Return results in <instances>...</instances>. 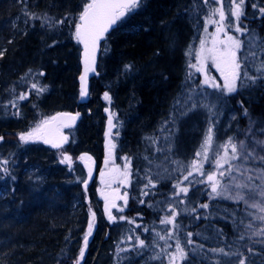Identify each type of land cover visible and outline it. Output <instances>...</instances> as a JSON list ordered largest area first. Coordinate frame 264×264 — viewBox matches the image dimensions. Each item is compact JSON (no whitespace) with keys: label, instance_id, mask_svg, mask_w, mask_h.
<instances>
[{"label":"trees","instance_id":"trees-1","mask_svg":"<svg viewBox=\"0 0 264 264\" xmlns=\"http://www.w3.org/2000/svg\"><path fill=\"white\" fill-rule=\"evenodd\" d=\"M24 1L18 8L14 1L0 4V49L6 52L0 58V111H3L6 117L0 124V137L10 141L14 139L16 144H18L15 140L16 136L21 132H29L35 119L43 124L58 112H76L79 108L77 102L80 96L77 80L80 70V51L73 33L74 25L78 22L79 14L86 2V0H40L38 3L40 6L34 7L31 0ZM252 4H256L257 7L253 9ZM184 6L189 9V14L183 23L176 24L174 16ZM215 6L213 4V7ZM246 6L244 9L246 18L243 17L242 21L248 22L249 25L246 26L249 33H254L259 43L264 40L262 33L264 16L259 13V8L264 7V0H247ZM25 10L36 16L45 15L49 18L48 23H42L37 28L46 26L51 32H55L57 34L56 43L50 46L48 41L41 42L37 34L34 37L16 35L10 44L7 43L11 35L9 31L13 17L20 13L23 17L30 19L24 15ZM208 10L203 0H144L143 6L137 12L119 20V26L133 22L136 32L132 31L131 34L123 35V32L118 31L120 29L114 30L103 44L98 74L89 83L91 99L80 107L89 109L92 115L84 118L82 116L76 128L71 129V142L67 150L74 156L84 153L92 158L90 161L95 166L94 179L85 193L82 186L85 178L83 168L76 165L71 167V170H67L64 166H60L58 169L65 175L60 180L64 181L53 182L50 185L51 178H49L39 182L37 189L33 192L36 204L41 202L50 209L51 207L58 209V212L53 213L49 211L50 209L41 207L40 209L30 208L27 211L23 206L24 201L18 202V197L15 196L21 194L18 189L22 185L21 177L14 174L12 171L14 166L9 161L8 173L0 172V177H2L0 178V195L6 189L17 190V192L13 195V200L8 194L2 199L4 205L0 208L2 212L0 214V245L3 244L4 247L0 249V264H72L70 258L78 255L80 244L78 239L83 237L87 231V223L90 219L89 206L85 204V195L89 197L90 207L97 214L98 224L94 242L90 244L84 264L93 255L92 252L97 243L109 244V241L105 242L104 238L100 237V229L113 232L112 228L119 224L124 226L126 229L124 233L127 236L135 238L138 234L140 239L145 240L149 246L139 252L131 250L127 259H122V251L114 252L112 264H163L162 261L165 263L166 256H162L161 259L152 257L161 251L159 246H165V241L159 240L156 233L165 235L169 231H173L174 234L172 239L167 240V244L172 245L167 251L175 250L173 246H175L178 234L182 247L188 253V258L182 264H235L241 258L214 254L210 251L212 248L221 247L229 253L239 250L244 257H247L246 264H264V243L257 242L264 240V237L251 235L252 231L257 228L247 227L250 220L244 219L241 215L240 205L228 202L227 199L221 197L211 199L208 195L211 189L207 185L206 176H200L194 170L193 176L189 177V181H192L190 191L195 187H200L195 209L183 214L176 210L178 233L173 230L172 225L160 223L168 210L163 213L159 206L174 197L173 184L179 180L183 181L182 186H185V183L189 181H184L183 176L187 174L191 161L202 160L201 157L195 155L196 150H194V142L199 136L195 135L193 142L188 145V136H184L183 131L179 130V124L176 125L174 138L167 141L172 131L174 132V120L179 117V113L174 111V105L177 100L184 103L189 95L192 97L190 102L210 92L222 95L218 89L201 87L199 78L202 75L197 73L193 80L191 68L188 67L189 60L194 63V52L199 48V41L196 38L205 36L201 30L200 17ZM192 13L194 15L190 17ZM65 17H67L65 19L67 25L58 26L56 21ZM150 17L152 20H149ZM194 17L197 22H194ZM145 27L149 29V32L144 33ZM63 29H66L64 34ZM63 42H67L71 53L64 51ZM190 45L193 49L192 57L186 56V50ZM111 51L113 55L110 58ZM257 52L258 55L251 65L253 69L261 60H264V55L260 54L259 49ZM33 61L46 64L43 76L39 75L40 72L36 70H31V72L25 70L19 74L14 72L20 70L23 63ZM125 65H131V68L126 69ZM181 72L185 74V80ZM206 72L212 79H218L219 85H223L224 81L220 78V73L210 62L206 65ZM189 73H191L190 78ZM123 78L128 79V82L122 84ZM10 80L11 84H18L19 93L3 88L4 84H7L5 82ZM50 82L54 86L53 92L49 85ZM244 82H246L244 87L239 88L236 93L222 95L224 97L221 99H224L228 107L238 114L237 121L240 127L246 121H250L254 125L255 132L264 136V82L257 81L251 87L246 86L248 81ZM34 83L44 88V91L38 92L32 88ZM189 86L194 90L190 92ZM49 91L52 92L50 95ZM105 92L111 97L110 102L104 99ZM21 93H25L27 99L20 100L18 97ZM35 100H43L45 104L52 105L53 112L45 117L37 115L30 109V105ZM13 101L15 107L12 106ZM126 106L133 108L132 111L128 110V121L133 131L130 138L139 133L137 139L127 138L124 128H121L118 123L121 120V108L125 109ZM221 109L220 104L218 111ZM245 109L248 112L247 116L244 115ZM110 114H112L113 124L119 126L114 127L112 131L110 139L116 144V148L113 150L112 157L108 158L106 143L109 138L105 136V133L108 131ZM217 118V115L210 117L215 123ZM166 121L169 122L166 124ZM215 123L214 131L220 129ZM139 136L142 138L141 141L150 143L152 155L147 160L129 154L127 147H124V143L128 140L127 143L132 149L137 150L134 143L139 141ZM80 141L84 142L85 147H79ZM202 142L203 140H200V144ZM26 146L20 145V149H25ZM30 146L40 147V151L56 157L51 147H46L39 141ZM221 150L219 147L212 149L209 161L204 162L205 172L215 170L216 153H221ZM6 155L7 159L14 160L16 153L7 151ZM29 157H32V154ZM124 157L131 160L129 184L122 182L121 172L126 163ZM106 158H108L107 164L105 163ZM20 161L24 160L20 158ZM2 163L0 162V166ZM147 177H151L155 183L154 188L144 187L148 183ZM201 180L205 183H199ZM145 191L149 192V195H143ZM102 192L109 197V200L125 192L128 193L127 206H124L123 200L116 199L117 207L112 208L111 212L117 218L125 216L133 220L132 227L135 232L133 228L128 227L130 224L127 220H118L115 223L108 220L104 210L105 200L101 195ZM141 200L144 203H140ZM205 203L209 205L207 209L201 207ZM74 206L75 210L67 213ZM121 207H124L122 212L118 210ZM66 215L69 216V221L64 224L71 227L77 224L79 228L71 235L69 231H66L68 239L61 243L67 236L55 240L58 235L55 229L59 223L64 222ZM17 219L18 221L15 222ZM145 228L148 229L147 232L144 231ZM188 232L192 233L190 237L192 244L186 243L189 239ZM242 234L244 239H240ZM110 235L107 239H110ZM249 248L253 250L251 253L248 251ZM119 254L121 256L117 259Z\"/></svg>","mask_w":264,"mask_h":264},{"label":"snow or ice","instance_id":"snow-or-ice-1","mask_svg":"<svg viewBox=\"0 0 264 264\" xmlns=\"http://www.w3.org/2000/svg\"><path fill=\"white\" fill-rule=\"evenodd\" d=\"M247 0H203V4L208 7L209 11L205 14V23L202 26L203 32L207 33L206 36L197 37L199 41V48L195 50L194 56L196 63L193 64L189 60L188 67L194 68L196 72H203L205 74L204 84L221 91L222 95H231L238 91L240 86H244V81L249 83L246 85L248 87L254 86L257 81L264 82V60L255 66L256 74H249L248 66L257 55V49L260 50V54L264 55V40L257 42L254 33H249V29L246 25H242V17L246 18L245 4ZM144 0H86L83 5V9L79 14V22L74 25L73 37L77 44L83 45V74L80 75V87L79 96L81 99L88 97V75L90 72H96V54L100 47V41L105 38V33L117 23V21L128 16L129 14H134L137 10L142 7ZM213 4L219 5L218 7H213ZM253 8H256V4H252ZM199 8V5H197ZM259 13L264 16V7L259 8ZM24 15L28 16L30 19H40V17L35 14L28 13L24 11ZM218 16V19L214 17ZM64 19L56 21V23L63 24ZM215 25V32L208 33L207 25ZM239 33L240 36H246V41L241 40L240 36L231 34ZM4 52H0V58H2ZM186 56H193V49L190 45L186 50ZM211 63L216 70L220 73V78L223 79V87L217 84L214 79H210L206 72V65ZM126 69H130L131 65H125ZM31 72V70H29ZM39 75L43 76L44 73L40 72ZM189 78L191 73L188 74ZM23 79V78H22ZM238 82H240L238 84ZM32 88L36 89L38 92L44 91V88L38 87L37 84H33ZM190 92L194 89L189 86ZM20 100L27 99L25 93H21L18 97ZM104 99L106 101H111V97L107 92L104 93ZM191 95L188 96V100H191ZM219 100V97L217 98ZM12 106L15 107V102H12ZM243 107V105H241ZM198 107L205 108L208 110L210 115L211 110L215 105L200 104L197 101H193L191 104L182 103L177 100L174 105V111L178 112L180 116H187L188 113L194 111ZM108 111V109H105ZM71 115L69 113H59L57 116L52 117V121H59V124L55 131L58 133L60 127H72L79 116ZM244 115L247 116V109L244 110ZM175 119V117H173ZM235 119V117H233ZM169 121H166L167 124ZM214 121L209 120V126L207 132L204 136L203 143L200 145V150L195 153L197 157H202L201 161L193 160L191 161L189 170L186 175L183 176L184 181H189V177L193 176V170L196 174L200 176H206V182L211 191L208 193L211 199L221 197L224 199H231L236 203L243 202L247 208L256 210L259 215H255L253 212H249L248 215L252 217L253 220H258L261 222V226L256 230L252 231L251 235L256 237H264V139L253 138L251 144L246 143L245 140H240L237 142L233 141L232 137L228 138L226 144L220 145L223 148V155L221 156L219 152L216 153L214 160L215 170L205 172L204 162L209 161V150L212 147L213 140L215 137L214 133ZM49 121H44L43 125H38L32 131L27 133L19 134V140L23 144L36 143L42 141L45 144H50L53 148L62 147L63 143L68 140L67 136L62 134L59 135V139H51L53 135V129L48 128ZM114 127L112 114L108 117V131L105 136L109 139L106 143V148L108 149V158L113 155V150L116 148V144L110 139L112 134V129ZM252 129L249 128V133ZM3 137H0V141ZM155 143V141H153ZM108 158H106L105 163L107 164ZM81 160H91L90 156H81ZM126 163L124 165V170L121 172L123 177V183H130V166L131 160L128 157L123 158ZM61 163H67L70 166L72 158L68 155H64ZM7 164V161H3ZM5 173H8L7 168L0 169ZM119 171V170H118ZM103 175V173H102ZM92 170L89 169L88 177L91 179ZM2 178V177H0ZM15 179V177H12ZM148 183L144 185L145 188L149 186L155 187L151 177H147ZM192 181H189L191 184ZM199 183H205L204 180L199 181ZM183 181H177L173 184L175 192L174 197H179L183 194L187 197L189 192L188 186H182ZM85 193L88 188V181H83ZM143 195H149V192L145 191ZM105 200V213L107 214L108 220L110 222H117L127 220L129 224L134 223L133 220L128 219L125 216L116 217L112 214L111 209L116 208V199H121L124 201V206L128 203V193L125 192L123 195L114 197L109 200V197L104 195ZM144 203L143 200L139 201ZM183 203L184 200L179 201ZM208 204H202L201 207L207 209ZM119 211H124V207L118 209ZM89 213L91 218L87 223V231L83 235L82 247L78 251V255L71 257L72 264H82L85 259V252L89 245V238L93 234V229L95 227L96 213L92 211L89 207ZM168 216H165L160 220L161 224L172 225L173 230L178 233L179 225L176 223V216L178 215L174 206L168 208ZM139 227V225H137ZM248 228H252L253 224L249 222ZM145 232L148 231L147 228L144 229ZM174 232L169 231L165 235H160L156 233L159 240L165 241V246H159L161 251L156 253L152 258L161 259L162 256H166L168 264H182L184 260L188 258V253L184 247H182L180 242V237L176 235L175 252H168L167 249L171 248V244H167V240L172 239ZM189 239H187V244H192L193 241L190 239L192 236L191 232L187 233ZM129 241L133 238L128 237ZM240 239H244L243 234ZM259 243H264V240L257 241ZM149 245L146 241L140 239L137 235L135 237V243L133 244V249H120V251H130L136 249H144ZM157 246V245H154ZM202 247V245L200 246ZM210 251L214 254H222L224 256H238L235 264H246L247 257L243 256L239 250L236 252H226L224 248H212ZM251 253L253 250L248 249Z\"/></svg>","mask_w":264,"mask_h":264},{"label":"bare ground","instance_id":"bare-ground-1","mask_svg":"<svg viewBox=\"0 0 264 264\" xmlns=\"http://www.w3.org/2000/svg\"><path fill=\"white\" fill-rule=\"evenodd\" d=\"M9 1H11V2L14 1L16 8H18L19 5H22L25 2L24 0H0V4L8 3ZM39 2H40V0H31V3L33 4L34 7L40 6V4H38ZM188 14H189V9L184 6V8L181 11L177 12V15L174 16V22L176 24L177 23L178 24L183 23L185 20V17H187ZM38 17H40V19H27V18L23 17V15H21L20 13H17L13 17V22L11 24L10 31H9L11 33V35H10L7 43L10 44L11 41H13L15 39L16 35H20V34L23 36L25 35L26 37H31V36L34 37L35 34H37V36L40 38L41 42L48 41L50 46L52 44H54V42L56 43L57 41H55V40H57V38H56L57 34L55 32H51V30H49V28L46 26H42V28H37L42 23H48L47 20H49V18H47L45 15L38 16ZM149 20H152L151 17L149 18ZM133 24L134 23L132 22L131 24H128V25H121V26L116 25L115 26L116 28H114L113 31L120 29L118 31H120V33L123 32V35L124 34H131L132 31L136 32ZM57 25L58 26L59 25L60 26L67 25V21L65 20V22L63 24L58 23ZM135 27H137V26H135ZM65 30L66 29L62 30L63 34H64ZM113 31H111V32H113ZM27 32H28V34H27ZM111 32H110V34H111ZM147 32H149V29L147 30V28L145 27L144 33H147ZM110 34L108 35V37L110 36ZM62 48L65 49L64 50L65 52L71 53V48L67 45V42L62 43ZM0 52H4V55L6 54V52L3 51L2 48L0 49ZM111 55H113V51L110 52V55H109L110 58H111ZM45 66H46V64H43L42 62H34L33 61V62H29V63H23L21 69L16 70L14 72H16V74H19L25 70H36V71L44 73V71H46L44 69ZM79 76H80V73H79ZM79 76H78V79H79ZM179 76H180V74H179ZM181 76L185 80V74L181 72ZM94 77H92V78H94ZM92 78H90V80ZM90 80H89L88 84L90 83ZM127 80L128 79L123 78L121 83L122 84L127 83L128 82ZM5 83H7V84H4L3 88H5L6 90L10 89L11 91L15 90V92L19 93V86L17 83L11 84V80L9 82H5ZM78 84L79 83L77 80V85ZM49 85L51 86V91L53 92L54 86H52L51 82L49 83ZM78 86L80 87V85H78ZM51 91L48 92L49 95L52 93ZM88 96H89V98H88L87 102L91 99L90 84H89V95ZM80 99L81 98L79 97V100L77 102L78 103L77 105L79 108L83 107V105L85 103H87V102H83ZM79 108L76 112H72V111H69V112H71L72 114L79 113L80 114L79 115V119H80L79 123H80L82 116H83V118L88 117V116L91 117L92 111L90 112V110L87 108H80V109ZM134 108H136V106H134ZM30 109H31V111L35 112L37 115H40L43 117H45L46 115H49L51 112H53L52 105L45 104L43 102V100H35V102L30 105ZM132 109L133 108L130 106H126L125 109L121 108V112H122V114L120 116L121 120L118 123H120L121 128H124L125 135L127 138L137 139V136L139 135V133L137 136H133L130 138V135L133 134V131L130 128L131 124L128 121L129 120L128 115H129V111H132ZM58 113H60V112H58ZM5 119H6V117L4 115V112L0 111V124H2L3 123L2 121H4ZM118 126H119L118 124L114 125V127H116V128H118ZM114 127H113L112 131L114 130ZM70 133H71V131L67 135H65L68 137V140H67L68 145L67 146L59 148V149H54L53 147H51V145L48 146L54 150V152L56 153V157L51 156L50 153L40 151V147L30 146V145H32V143L23 144L19 140V135L16 136L17 139H15V140L20 145H24V146L27 145L25 149H20V145L14 143V139H11V141L7 138L3 139L2 142H6V144H7V147L5 146L7 151H10L12 153H16L15 158L18 157V159H15V158H14V160H12V158L7 159L6 158L7 157V155H6L7 151L3 150L2 155H0V162H3L5 160V161H7V164L2 163V165L0 166V169H3V168L8 169L10 167V165H9L10 164L9 161H10L12 163L11 165L14 166V169L12 170L14 172V174L20 175V177H21L20 180H21L22 185L19 186L18 189L22 195L19 194V196H17V195H15V196L18 197V199H17L18 202L24 201L23 206L26 208L27 211L30 208L40 209V207L46 208L47 210L50 209L49 206H45L44 204H41V202L36 204V201L33 199V196H34L33 192L35 191V189H37L36 186L39 184V182L45 181L49 178H51L50 185H52L53 182L64 181V180H60V179H63L65 177V175H63V173L58 169V167H60V166L61 167L64 166L65 168H67V170L70 169L69 164L60 162L63 159L64 155H68L72 158L71 164L80 165V166L82 165V163H81L82 160L80 159V157L81 156H88L87 154H84V153L77 155V156H74L73 154H71L67 151L68 147L70 145V142H71L70 141ZM174 136H175V133L172 131V133L169 135V138L167 139V141H170L171 139H173ZM187 136H188V140H190L191 135H187ZM194 137H195V135L192 136L193 140H194ZM138 139H139V141L137 140V142L134 143V146L137 148V150L139 149L138 151L135 149H132L131 145H129L127 143L128 140L126 141V143H124V147H127L126 150L129 154H132L134 156H139V157H142L143 160H145V159L147 160L149 158V156L152 155V151L150 149V143L147 144L146 142L141 141L142 138L140 136L138 137ZM79 147L80 148L85 147V144L83 141L79 142ZM30 154H32V157H29ZM20 158H22L24 161H20ZM83 161L88 162L90 160L85 159ZM1 171L2 170H0V172ZM83 188H84V186H83ZM16 192H17V190L10 189V191H9L8 189H6L5 192L0 195V208L4 205V201L2 199L5 198V195L8 194L10 196V198H12V200H13V195L16 194ZM19 208H21V206H19ZM73 210H75V206L73 208H70V210L67 213H69V212L72 213ZM33 211H35V210H33ZM49 211H51L53 213H57L58 209L51 207V209ZM92 211L95 212L93 209H92ZM1 213L2 212L0 210V214ZM66 216H67V218L64 219V222L59 223L57 225V228L55 229V231L58 233L55 240H59V239H62L64 236H67L68 234L66 233V231H69L70 232L69 235H71L72 233H74V231L76 232V230L79 228V227H77V224H75L73 227L64 224V223H68V221H69L68 220L69 216L68 215H66ZM17 221H18V219L15 220V222H17ZM41 221L43 223V220H41ZM100 230H101L100 231V237L104 238V241L107 240L108 235H110V232H112V231L108 230V229H103V228ZM67 239H68V236L66 238H64L61 241V243L64 240L67 241ZM82 240H83V237L78 239V241L81 242V244H82ZM93 240H94V236L91 238L90 242L93 243L94 242ZM79 242H77V243H79ZM105 242H107V241H105ZM3 247H4V245L1 244L0 249L1 248L3 249ZM94 249H96L95 254L96 255L98 254V256L96 258H91L92 257L91 256L90 259H88V263L90 262L89 264H112L113 253L116 252V250H114L110 244L105 245V244L99 242L95 245ZM87 256H86V258H87ZM85 261H86V259H85ZM85 261L83 262V264L85 263ZM88 263L86 262V264H88Z\"/></svg>","mask_w":264,"mask_h":264},{"label":"rangeland","instance_id":"rangeland-1","mask_svg":"<svg viewBox=\"0 0 264 264\" xmlns=\"http://www.w3.org/2000/svg\"><path fill=\"white\" fill-rule=\"evenodd\" d=\"M225 3H227V0H225ZM215 7H218V6L216 5ZM205 14L200 17L201 18L200 23H201L202 26L205 23V19H206ZM193 15L194 14L192 13L190 15V17H193ZM126 17L122 18V20L125 19ZM214 19H218V16L214 17ZM241 19H244V18L242 17ZM194 22H197V19H195V17H194ZM198 22H199V20H198ZM242 25H249V24H248L247 21H244V22L242 21ZM207 27H208V33L215 32V25L209 24V25H207ZM209 28H211V29H209ZM201 30L203 31V27H202ZM229 30H230L231 34H237L238 36H240L239 33H232L231 29H229ZM262 33L264 34V30H262ZM203 35L206 36L207 33L203 32ZM246 36L243 37V38L240 36V39L246 41ZM254 59H252L251 63L248 66L247 70H248L249 74H256L254 72L255 69H253V66H251L253 64V62H254ZM195 63H196V60L194 61L193 64H195ZM190 71H191V73L193 75V80H195V77H196L198 72H196L194 68H191ZM202 73L203 72H199L198 73V74L202 75L199 78V80H200L199 85L201 87H210V86H207V85H205L203 83L204 79H205V74H202ZM208 77L210 79H212L210 75H208ZM214 80L218 84V79H214ZM239 83L240 82H238V84ZM245 83L246 82H244V85H245ZM221 87H223V85ZM242 87H244V86H240L239 88L241 89ZM210 88L214 89L213 87H210ZM218 97H219V100L217 99ZM222 97H224V96H222L220 94L217 95L215 93L213 94V93L210 92V93H208V95L205 94L203 97H197L196 99L194 98L192 100V102L193 101H197L200 104L215 105V107H213L212 110H211V112H212L211 115H210V113L208 112L207 109L198 107L194 111L188 113L187 116H180L179 115L178 119L174 120L175 121L174 133L176 132V129H177L176 125L179 124L180 125V129L179 130L183 131L185 136L191 135V139L188 140V145L191 143V141L193 142V138H192L193 135H198L199 136V138H196V142H194V147H195L194 150H196V152L200 150V145L203 143L202 142L200 144V140H204V136H205V134L207 132V129H208V126H209L210 117L211 116L216 117V115H217L218 118H217V122L215 124H216V126L220 127V129L214 131L215 137H214V140H213L212 147L209 150V154H210V152L212 151L213 148H215V149H216V147L221 148L220 145L226 144L228 142V138L229 137H232L234 142H237V141H240V140H245V142L249 143V144L252 143L253 138L264 139V136H262V135L260 136L258 133L255 132L254 125L252 124V122H250V121L247 122L246 121L245 124L242 127H240L239 123L237 121V115L238 114L236 112H233L228 107L227 102L224 101V99H221ZM190 101L191 100H189V101L186 100L184 103L190 104V103H192ZM220 104H221L222 109H221V111H218V105H220ZM233 117H235V119H233ZM43 124H42V122L40 120L35 119L30 131H32L38 125H43ZM250 127L252 129L251 133H249V128ZM5 146L7 147L6 142L2 143V141H0V155H2L3 150L7 151ZM166 146H168V145L166 144ZM221 149L222 150H221L220 155L222 156L223 155V148H221ZM191 184H189V182L185 183V186L189 187V192L187 194V197H184L183 194H181V196H179V197H173L172 199H170L168 201H164L159 206V209L163 213H165L166 210H168V208L170 206H174L175 209L177 211H179L180 213H182V214L185 213V212L189 213V212L193 211L195 209L196 204H197L196 203V199L198 197L200 187H195L194 190L190 191L191 190V188H190ZM181 199L184 200L183 203L179 202ZM227 200H228V202H231L233 204L240 205V213H241V215L244 216V219L250 220V222L253 224L254 228H258V227L261 226V224H260L261 222L260 221L253 220L252 217H250L248 215L249 212H253L255 215H259V213L256 212V210L251 209V208H247L244 205L243 202L236 203V202H234L231 199H227ZM168 215H169V213H166L163 216L165 217V216H168ZM128 227L133 228L132 227V223L130 225H128ZM112 229H113V232L110 235V239H107L105 241H109L108 243L113 247L114 250H116V252H120V249H133V244L135 243V238H133L131 241H129L128 237H131V236H129V235L127 236L124 233V231L126 229H124V226L122 224H119V226H115ZM133 230H134V228H133ZM134 232H135V230H134ZM123 234H124V238H123ZM81 246H82V244L80 242L79 249H80ZM173 247H175V246H173ZM139 250H142V249H136L134 251L139 252ZM130 251H122L121 252L122 259L129 258L130 253H131ZM95 252H96V249L93 250V252H92L93 255H92L91 258H94V257L98 256V254L96 255ZM173 252H175V250ZM121 254L118 255L117 259L120 258ZM162 262H163V264H168L167 259L165 260V263H164V261H162Z\"/></svg>","mask_w":264,"mask_h":264},{"label":"water","instance_id":"water-1","mask_svg":"<svg viewBox=\"0 0 264 264\" xmlns=\"http://www.w3.org/2000/svg\"><path fill=\"white\" fill-rule=\"evenodd\" d=\"M117 23H118V21H117ZM117 23L115 24V25H113L110 29H109V31L107 32V33H105V38L110 34V32L111 31H113V29L114 28H116L115 26L117 25ZM103 39V40H101L100 41V47L98 48V50H97V54H96V65H95V67H96V72H97V68H98V64H99V62H98V60H99V57H100V52H101V50H100V48H101V45H102V43L106 40V39ZM79 51H80V58H79V62H80V75H82L83 74V68H84V65H83V45H80L79 44ZM96 72H90L89 73V75H88V82H89V80H90V78H92V77H94L97 73ZM80 77V76H79ZM78 85H80V80L78 79ZM88 91H89V84H88ZM88 98H89V96L88 97H86V98H84V99H80V100H82L83 102H87V100H88ZM69 114H71V115H76V114H72V113H69ZM80 119H79V116L77 117V119H76V121H75V123H74V125L73 126H75L77 123H78V121H79ZM58 124H59V121H49V125H47V127L48 128H51V129H53V135L50 137L51 139H59V135L60 134H62L63 135V133L59 130V132L57 133L56 131H55V129L57 128V126H58ZM62 128H67V127H62ZM45 144V143H44ZM46 146H48V145H50V144H45ZM68 145V141L66 142V143H63V145H62V147H65V146H67ZM62 147H60V148H62ZM54 149H59V148H54ZM81 163H82V165L84 166V169L86 170V172H87V174L89 173V169L91 168V170H92V176H91V179H89V177L87 176V181H88V184L92 181V179H93V177H94V174H93V167H92V165L90 164V163H88L87 161H81ZM84 186V185H83ZM86 204H89V197H87L86 198ZM96 226H97V219L95 220V227H94V229H93V234H92V236L89 238V244L91 243L90 241H91V238L94 236V234H95V232H96ZM89 246V245H88ZM87 251H88V248L86 249V252H85V259H86V256H87ZM85 259H84V261H85ZM83 261V262H84ZM83 262H82V264H83Z\"/></svg>","mask_w":264,"mask_h":264},{"label":"flooded vegetation","instance_id":"flooded-vegetation-1","mask_svg":"<svg viewBox=\"0 0 264 264\" xmlns=\"http://www.w3.org/2000/svg\"><path fill=\"white\" fill-rule=\"evenodd\" d=\"M247 6H246V4H245V8H246ZM254 9V8H253Z\"/></svg>","mask_w":264,"mask_h":264}]
</instances>
